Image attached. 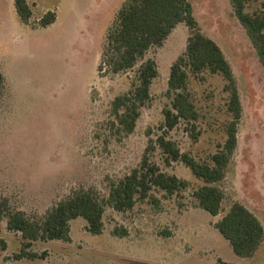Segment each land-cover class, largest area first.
I'll list each match as a JSON object with an SVG mask.
<instances>
[{"label": "rangeland", "instance_id": "rangeland-1", "mask_svg": "<svg viewBox=\"0 0 264 264\" xmlns=\"http://www.w3.org/2000/svg\"><path fill=\"white\" fill-rule=\"evenodd\" d=\"M125 1L27 0L32 15L25 23L14 0H0V198L40 219L73 189L92 188L107 197L110 182L138 167L149 142L151 162L187 185L173 193L154 186L123 211L106 205L98 234L89 232L83 217L71 219L69 240H33L26 248L44 257L15 258L22 236L7 228L5 216L0 219V264H218L229 258L237 264H264V238L252 256H240L214 224L239 201L264 227V66L250 37L229 0H190L200 31L219 45L230 64L241 106L236 146L224 177L216 182L224 193L222 211L212 215L192 194L203 180L180 160L166 163L155 143L162 109L171 106L169 67L185 49L187 27L177 25L133 69L98 72L107 29ZM261 4L251 0L247 10ZM48 10L56 12V19L40 26ZM149 56L158 70L150 98L133 131L124 133L112 124L111 102L130 88L137 67ZM224 84L221 74L206 68L189 72L187 89L198 118L180 119L166 132L197 160L209 162L226 139L231 113ZM115 228L126 233L115 234Z\"/></svg>", "mask_w": 264, "mask_h": 264}, {"label": "trees", "instance_id": "trees-1", "mask_svg": "<svg viewBox=\"0 0 264 264\" xmlns=\"http://www.w3.org/2000/svg\"><path fill=\"white\" fill-rule=\"evenodd\" d=\"M234 14L244 26L261 63L264 66V0L261 8L252 12L247 10L251 0H229ZM17 14L28 23L32 9L27 0H14ZM56 19V12L46 11L38 20L40 26H47ZM187 27L188 35L184 51L170 64L168 90L172 94L171 106L164 107V121L160 124L161 133L155 143L165 154V162L180 160L191 172L203 180L193 192L198 206L212 215L222 211L224 193L216 184L226 172L231 155L236 146L237 123L241 116L240 100L229 62L219 45L203 34L193 15L190 0H126L118 9L116 17L108 27L100 52L98 72L101 75L114 74L133 69L154 45L160 46L179 25ZM219 73L225 80L224 90L229 92L227 110L231 119L227 124L226 139L220 149L212 153L210 161H200L187 152H182L177 144L166 137L180 119L193 121L198 111L187 89L189 72L196 74L203 69ZM158 73L156 60L146 57L136 69V76L130 88L116 95L111 102L112 124H117L124 133L132 132L140 115V108L150 98V86ZM4 89V76L0 71V97ZM194 124V123H193ZM193 134L198 132L193 125ZM145 148L142 161L130 173L110 182L107 197H101L92 188L73 189L67 196L58 200L47 209L40 219H33L21 209H13L5 198H0V219L6 216V226L19 231L22 246L15 258L44 257V253L29 252L26 248L33 240L70 239V220L83 217L89 232L98 234L103 230L105 206L110 205L123 211L134 206L137 199L149 195L152 187L173 193L185 187L187 181L173 174L163 172L155 162H151ZM215 227L225 237L233 251L240 256H252L260 247L264 238V227L259 218L239 201L230 207L215 221ZM115 234L124 235L126 229ZM218 264H236L218 259Z\"/></svg>", "mask_w": 264, "mask_h": 264}, {"label": "crops", "instance_id": "crops-1", "mask_svg": "<svg viewBox=\"0 0 264 264\" xmlns=\"http://www.w3.org/2000/svg\"><path fill=\"white\" fill-rule=\"evenodd\" d=\"M176 28V27H175ZM174 28V29H175ZM223 260V259H222ZM225 261H229V262H233V260H231L230 258L229 259H227V260H225ZM234 263H236V262H234ZM237 264V263H236Z\"/></svg>", "mask_w": 264, "mask_h": 264}]
</instances>
